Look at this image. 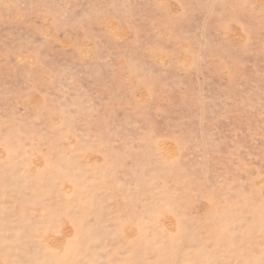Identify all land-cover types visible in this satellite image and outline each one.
<instances>
[{
  "label": "rangeland",
  "instance_id": "374dc122",
  "mask_svg": "<svg viewBox=\"0 0 264 264\" xmlns=\"http://www.w3.org/2000/svg\"><path fill=\"white\" fill-rule=\"evenodd\" d=\"M0 264H264V0H0Z\"/></svg>",
  "mask_w": 264,
  "mask_h": 264
}]
</instances>
